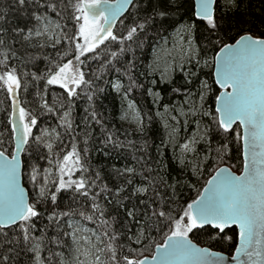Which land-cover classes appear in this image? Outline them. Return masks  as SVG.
<instances>
[{"label": "snow or ice", "instance_id": "6c2138e0", "mask_svg": "<svg viewBox=\"0 0 264 264\" xmlns=\"http://www.w3.org/2000/svg\"><path fill=\"white\" fill-rule=\"evenodd\" d=\"M245 5L13 0L27 19L22 26H10V9L0 8V264H264V19L257 25ZM17 43L37 54L18 56ZM147 47L152 58L145 63L137 52ZM160 85L179 103H163ZM106 88L127 103L120 118L134 130L124 140L97 111ZM136 91L157 106L165 130L159 144H149L153 116L129 98ZM85 100L80 147L75 112ZM49 118L54 125H41ZM95 126L105 148L130 149L141 165L114 167L121 180L115 190L90 161L87 130ZM129 134L140 136L139 147ZM65 136L67 150L60 147ZM233 144L240 164L223 166ZM149 147L156 154L145 159ZM169 147L181 176L190 173L199 183L208 174L193 199L184 200L180 190L195 184L163 174ZM201 235L206 244L193 239ZM214 242L227 244L228 253Z\"/></svg>", "mask_w": 264, "mask_h": 264}, {"label": "trees", "instance_id": "16d2710c", "mask_svg": "<svg viewBox=\"0 0 264 264\" xmlns=\"http://www.w3.org/2000/svg\"><path fill=\"white\" fill-rule=\"evenodd\" d=\"M13 0H0V8L8 7L10 9L8 14V20L10 22V26H15L17 24L23 25L27 22L26 18H21L20 12L15 10L13 7ZM246 8L248 10V13L251 15V17L256 21L257 25H259L260 20L264 19V0H246ZM119 30V26H118ZM199 35V33H197ZM153 41H149V44L151 45ZM26 46H22L21 44L17 43L15 45V48L17 50L18 56L21 57H27L29 54H37L36 50L32 48H27V51H25ZM152 49L151 47H147L143 53L137 52V55L141 57V59L147 63L148 60L151 59ZM147 57V59H144ZM37 65L40 69H43L44 65L42 62H37ZM29 70L35 71V68H30ZM211 69L205 68L203 69L202 78H208L204 76V73H210ZM158 79L157 77H154ZM182 78V74L179 72L175 75V80L177 83L180 82ZM42 86V85H41ZM103 86V85H101ZM161 89H164L163 92V103H169L170 101L172 103H179L181 97L174 96L169 94L168 90L165 88L164 85L159 86ZM217 85L213 84V90L215 91L217 89ZM58 93L62 90L56 88L54 89ZM32 91H35V88H32ZM134 101L137 108H139L142 112H148L153 116V120L151 122V127L148 133L149 138V144H159L162 137L165 136V130L163 127V123L161 122L159 117L155 116L157 109V106L153 104L152 98L148 96L143 91H136L132 93L129 97ZM21 99L22 100H29L31 101L33 99L31 94L25 95L21 93ZM48 99L51 102V93L48 94ZM214 99V97H213ZM5 104V96L4 93L0 92V109L4 108ZM87 102L85 101H78L76 106V112H75V119L76 123L80 125V128H77V132H80V136L78 139L80 140V147H83V132L81 129L83 128V125L81 124V118L85 115L84 108L86 106ZM211 105V100L209 102ZM124 105V102H122L119 95H117L115 92H113L110 88H106L105 93L101 94L96 101V107L97 111L101 113V118L103 121V124L105 127H107L109 130L115 131L116 134L119 136L121 140L125 139V133H133L134 127L122 122L119 118L120 111ZM160 111H162V107L159 108ZM41 125H54L55 120L53 118L47 119H41L40 121ZM4 126V113L0 111V130L3 129ZM35 131H39L36 129ZM87 131H90L92 133L91 142L88 145L90 149V161L92 164L93 169H102V177L103 182L107 183L110 188L114 189V185H117L121 182V180H118L114 174L112 173V169L115 168H123L124 166H133L135 165L137 170L139 171L141 165L137 164L135 160L132 158V151L130 149H122V150H114L111 146L105 148L103 144L100 142L101 137V130L100 126H95L92 128H89ZM180 136L185 135L184 131L181 130ZM69 136L64 137V144L60 145V147L67 146V149H70L71 145L69 143ZM128 140L136 141L137 147H139V141L140 136L138 134H129L127 136ZM182 142V141H181ZM7 146V145H5ZM215 146V145H214ZM237 146L235 144L232 145L231 151L228 153V155L225 158L224 165L227 166H233V165H239L241 157L238 155L236 151ZM59 151V148L56 149ZM149 156H146L145 159H149L151 156H154L156 154V149L154 147H149L148 149ZM137 156H139V153H137ZM162 163L166 166V170L163 173L166 177L169 178H181L187 180L189 183L195 184V188H189L187 186L183 187L180 191L182 192V197L184 200H189L195 198L197 195L196 189L201 188L203 186L204 179L208 178V174L206 173L204 177L199 181V183H196V178L192 177L190 173H184L183 176H181V169L179 165L177 164L176 160L173 158L172 149L171 147L168 148L166 154L164 157L161 158ZM41 165H46V161H40ZM152 167L155 168V165L153 164ZM214 164L209 163L208 164V172H211L213 169ZM233 171L239 172L238 167H232ZM137 181H139V177L136 178ZM29 188H31V185H28ZM128 194L127 192L125 193ZM70 193L61 195L59 198V206L61 209H64L70 199ZM127 203V201H126ZM73 207H76L77 205H72ZM113 215L115 212L113 211ZM39 227H43L47 221L45 220L43 223L37 222ZM87 227L89 228H95L96 225L90 223V222H84ZM119 227V225H117ZM36 235H40L39 232L36 233ZM194 240H197V242H201L202 244H206L207 237L201 235L199 238L197 236H193ZM213 247L215 250H223L226 253H228V245L223 244L220 245L219 243L214 242ZM150 251V250H149ZM47 253H45L46 255ZM145 254H148L146 252Z\"/></svg>", "mask_w": 264, "mask_h": 264}, {"label": "rangeland", "instance_id": "374dc122", "mask_svg": "<svg viewBox=\"0 0 264 264\" xmlns=\"http://www.w3.org/2000/svg\"><path fill=\"white\" fill-rule=\"evenodd\" d=\"M169 41H170V42H169V44H168V47L171 48L172 45H171V38H170V37H169ZM151 58H152V54H151ZM150 60H151V59H150ZM126 107H127V103L124 102V105H123L122 109H123V108H126ZM122 109H121V111H120L119 118H120L121 115H122ZM120 120H121L122 122H125V123H127V124H129V125H131V126L134 127V125L130 124L128 121L122 120L121 118H120Z\"/></svg>", "mask_w": 264, "mask_h": 264}, {"label": "water", "instance_id": "95a60500", "mask_svg": "<svg viewBox=\"0 0 264 264\" xmlns=\"http://www.w3.org/2000/svg\"><path fill=\"white\" fill-rule=\"evenodd\" d=\"M218 87V86H217ZM223 166H227V165H223ZM233 171V170H232ZM234 172H236V171H234ZM237 174H239V172H236ZM227 254V253H226Z\"/></svg>", "mask_w": 264, "mask_h": 264}]
</instances>
